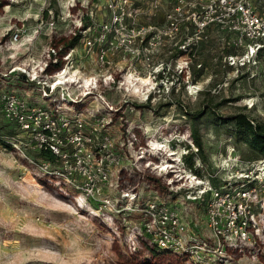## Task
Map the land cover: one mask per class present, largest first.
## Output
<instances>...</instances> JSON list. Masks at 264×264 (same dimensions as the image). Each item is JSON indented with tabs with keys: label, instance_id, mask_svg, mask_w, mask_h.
Listing matches in <instances>:
<instances>
[{
	"label": "rangeland",
	"instance_id": "obj_1",
	"mask_svg": "<svg viewBox=\"0 0 264 264\" xmlns=\"http://www.w3.org/2000/svg\"><path fill=\"white\" fill-rule=\"evenodd\" d=\"M115 1L0 0V91L13 89L35 96L36 86L29 89L17 70L19 65L41 74L72 63L70 78L80 83L89 78L90 83L80 89L89 91L82 103L101 112V128L119 147L128 145L134 159L141 162L144 194L148 186L161 185L153 170L160 156H151L148 150L138 156L146 142L150 146L165 144L170 148L166 153L180 154L181 146L193 143L196 147L190 134L193 126L202 143V150L195 151V166L202 176L210 175L214 185L232 178L240 182L244 172L261 175L263 158H248L247 147L234 139L230 123L213 114L192 121L183 108L195 109L202 99L211 98L218 103L219 113L243 111L257 121L264 120V62L242 68L229 65L224 57L228 34L220 28H209L197 42L191 31L185 32L184 48L172 55L181 35L165 32L167 14L182 17L186 10L177 0L121 2L127 27L154 25L157 34L152 39L135 38L125 46L118 42L126 31L110 28L103 41L85 46L84 20L92 23L95 33L101 24L109 26L108 3ZM15 32L16 40L12 39ZM78 32V42L64 48ZM51 45L60 50L58 66L47 58ZM69 48L73 49L70 61L65 62L61 55ZM102 48L107 61L100 64ZM126 76L148 78L147 99L125 90ZM3 123L0 115V125ZM154 137L159 138L154 141ZM77 194L72 186L47 179L18 150L0 147V264H187L171 253L148 249L144 241L131 242V227L137 224L138 214L125 221L118 215L113 223L109 217L95 214L90 208L94 201L88 204ZM186 205L188 218L203 214L198 205Z\"/></svg>",
	"mask_w": 264,
	"mask_h": 264
},
{
	"label": "built area",
	"instance_id": "obj_2",
	"mask_svg": "<svg viewBox=\"0 0 264 264\" xmlns=\"http://www.w3.org/2000/svg\"><path fill=\"white\" fill-rule=\"evenodd\" d=\"M121 2L125 0L108 3L112 18L109 26L101 24L96 33L92 23L83 27L85 46L103 41L110 28L126 31L118 42L125 46L135 38L149 40L157 34L151 24L127 27ZM177 2L184 3L185 16L168 13L165 25L169 35H181L180 43L173 48H184L185 32L191 31L197 42L209 28H220L228 34L232 49L224 55L229 65L242 68L264 62V6L260 0ZM17 38L15 32L12 39ZM72 50L61 53L65 62L70 61ZM58 52L55 45L46 50L50 64L58 66ZM104 52L100 49V64L107 61ZM67 63L41 74L28 65H19L17 70L25 84L29 89L36 88L35 96L13 89L0 92L1 118L16 128L15 134L5 137L10 148L18 150L50 181L72 186L80 200L88 204L94 201L90 208L96 215L103 214L115 223L118 215L125 221L127 216L138 214L137 224L131 227L132 243L144 241L148 249L171 253L187 264H264V157L260 161L261 175L244 172L242 181L231 176L218 186L210 175L202 176L185 165L184 155L197 149L190 143L191 147L181 146L180 154L159 158L153 170L161 185L148 186L144 194L141 162L134 159L128 145L113 143L112 135L101 128V112L82 103L89 91L81 92L79 81L67 80L73 71L72 63ZM144 98H148V88ZM154 138L156 141L159 137ZM167 143L172 144L169 140ZM0 147L7 148L1 143ZM27 150H47L53 158H34ZM145 164L148 166V161ZM190 202L202 209L200 217H187L186 204ZM202 227L207 231L202 232Z\"/></svg>",
	"mask_w": 264,
	"mask_h": 264
},
{
	"label": "trees",
	"instance_id": "obj_3",
	"mask_svg": "<svg viewBox=\"0 0 264 264\" xmlns=\"http://www.w3.org/2000/svg\"><path fill=\"white\" fill-rule=\"evenodd\" d=\"M260 4L264 6V0H260ZM85 19V18H84ZM88 24L84 20L83 27ZM81 37L80 33H75L67 41L68 45L64 46H73L78 42V39ZM64 50V49H62ZM181 49L176 47L171 51V54H177ZM224 51L229 52L230 49L228 46H224ZM1 92V91H0ZM218 103H214L211 98L202 99L199 102V105L195 109L183 108L184 114H186L192 121L196 118L203 117L206 114L217 115V118L224 123H230L233 126L232 135L237 142L243 143L249 152L248 158L252 160L260 159L264 157V120L257 121L250 117L248 113L243 111L233 112V113H219L217 110ZM16 133V128L9 123H3L0 125V143L6 147H10V144L5 140V137H9ZM190 134H192V139L194 144H196V151L202 150V143L200 141L197 128L195 126L191 127ZM189 147V146H188ZM27 154L34 158H44L51 160L53 155L50 151L47 150H33L26 151ZM195 151H190L184 155L185 165L188 168H191L195 172H199V169L195 166L196 159ZM198 158H202L199 156ZM156 251V250H153Z\"/></svg>",
	"mask_w": 264,
	"mask_h": 264
},
{
	"label": "bare ground",
	"instance_id": "obj_4",
	"mask_svg": "<svg viewBox=\"0 0 264 264\" xmlns=\"http://www.w3.org/2000/svg\"><path fill=\"white\" fill-rule=\"evenodd\" d=\"M68 78L67 80H75L72 77L70 78V75ZM88 79L89 78L86 77L84 81L81 80V86H84L86 83H90ZM124 84H125V87H124L125 90H128L129 92L130 90H133L136 94H141L142 96H145L146 90L148 88V78L145 76H139V77L126 76V81ZM146 146H147L146 147L147 149L143 148L142 150L143 154H141L140 157H143L144 154L147 153L146 150H148L149 155L156 157V155L158 154L160 157H162V159L164 157L167 158L168 157L167 154L172 155L174 153V152L166 153V151L169 150L170 148L167 149V145L165 144L153 145V146H150L147 144ZM167 161H170V160L167 159Z\"/></svg>",
	"mask_w": 264,
	"mask_h": 264
}]
</instances>
